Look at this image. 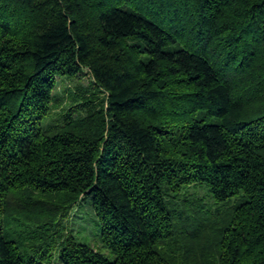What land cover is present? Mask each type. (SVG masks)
I'll list each match as a JSON object with an SVG mask.
<instances>
[{"label": "trees", "instance_id": "16d2710c", "mask_svg": "<svg viewBox=\"0 0 264 264\" xmlns=\"http://www.w3.org/2000/svg\"><path fill=\"white\" fill-rule=\"evenodd\" d=\"M0 264H264V0H0Z\"/></svg>", "mask_w": 264, "mask_h": 264}, {"label": "rangeland", "instance_id": "374dc122", "mask_svg": "<svg viewBox=\"0 0 264 264\" xmlns=\"http://www.w3.org/2000/svg\"><path fill=\"white\" fill-rule=\"evenodd\" d=\"M89 82L90 81L86 77L81 79L75 78L70 80H57V85L54 90V96L59 99L60 106L52 107V114L56 116L61 112L63 108H66L67 105L71 102V97L73 94L78 96L81 92L87 91ZM188 195H190L188 191H185V196L188 197ZM203 195H201L200 197H202ZM235 200L238 199H231L226 204H216L217 206L212 208V212L216 210L221 216H223L224 214H226V210L229 211L235 206ZM63 220V233H67L68 235H70L76 243L87 246L94 250L100 247V226L91 209L90 200L85 199L77 203L69 213V217ZM51 253H55L54 248L50 249V254ZM52 258L54 259V257Z\"/></svg>", "mask_w": 264, "mask_h": 264}]
</instances>
